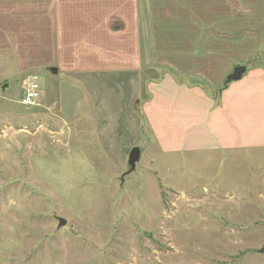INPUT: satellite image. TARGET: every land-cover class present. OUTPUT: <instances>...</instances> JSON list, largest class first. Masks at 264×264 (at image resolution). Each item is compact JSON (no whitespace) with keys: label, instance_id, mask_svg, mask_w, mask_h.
I'll list each match as a JSON object with an SVG mask.
<instances>
[{"label":"rangeland","instance_id":"rangeland-1","mask_svg":"<svg viewBox=\"0 0 264 264\" xmlns=\"http://www.w3.org/2000/svg\"><path fill=\"white\" fill-rule=\"evenodd\" d=\"M236 42L256 45L248 28ZM14 70L0 73V264H264V151L156 147L142 105L157 71ZM32 74L51 110L20 105Z\"/></svg>","mask_w":264,"mask_h":264},{"label":"crops","instance_id":"crops-1","mask_svg":"<svg viewBox=\"0 0 264 264\" xmlns=\"http://www.w3.org/2000/svg\"><path fill=\"white\" fill-rule=\"evenodd\" d=\"M246 28L256 45L243 49ZM250 59L242 80L210 93ZM12 67L78 78L157 71L142 105L156 147L264 151V0H0V73ZM45 102L51 110L35 109ZM183 138L197 142L182 148Z\"/></svg>","mask_w":264,"mask_h":264},{"label":"water","instance_id":"water-1","mask_svg":"<svg viewBox=\"0 0 264 264\" xmlns=\"http://www.w3.org/2000/svg\"><path fill=\"white\" fill-rule=\"evenodd\" d=\"M51 73L53 74H57V69H51L50 70ZM247 73V67L240 65V66H236L233 70V72L231 74H229L227 76V78L225 79L223 86L221 88H219L216 92L218 93V95L220 96L224 90L228 89L229 86L233 83V82H237L243 79L244 75ZM7 84L3 86V89L7 88ZM142 157V150L139 147H134L128 156V170L127 172L124 174V176L122 177V184L124 183V178L125 176H128L130 174H132L134 171H136L137 169V165L140 162ZM59 221V225H58V229L64 228L67 226L68 222L67 220L63 219V218H58ZM259 254H264V249H260L258 251Z\"/></svg>","mask_w":264,"mask_h":264},{"label":"built area","instance_id":"built-area-1","mask_svg":"<svg viewBox=\"0 0 264 264\" xmlns=\"http://www.w3.org/2000/svg\"><path fill=\"white\" fill-rule=\"evenodd\" d=\"M24 95L20 104L26 109H35L42 106L40 95L43 92V82L39 74H32L24 82Z\"/></svg>","mask_w":264,"mask_h":264},{"label":"trees","instance_id":"trees-1","mask_svg":"<svg viewBox=\"0 0 264 264\" xmlns=\"http://www.w3.org/2000/svg\"><path fill=\"white\" fill-rule=\"evenodd\" d=\"M213 95V94H212ZM213 96H215V95H213Z\"/></svg>","mask_w":264,"mask_h":264}]
</instances>
